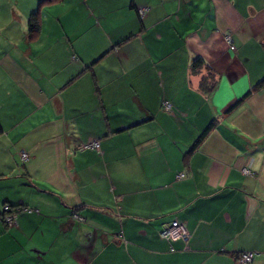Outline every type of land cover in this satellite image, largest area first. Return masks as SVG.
<instances>
[{
    "label": "crops",
    "instance_id": "0c3cea01",
    "mask_svg": "<svg viewBox=\"0 0 264 264\" xmlns=\"http://www.w3.org/2000/svg\"><path fill=\"white\" fill-rule=\"evenodd\" d=\"M5 204L0 264H264V0H0Z\"/></svg>",
    "mask_w": 264,
    "mask_h": 264
},
{
    "label": "built area",
    "instance_id": "2783aa9c",
    "mask_svg": "<svg viewBox=\"0 0 264 264\" xmlns=\"http://www.w3.org/2000/svg\"><path fill=\"white\" fill-rule=\"evenodd\" d=\"M145 11H146V8L139 10L141 15H144ZM228 41H230L229 38H228ZM231 48L235 49V45L231 44ZM164 108L166 110H170L171 104L168 102H165ZM99 146H100L99 141H89V142H86L80 145V148L91 149V148H99ZM27 157H28L27 153L25 152L22 153V158L26 159ZM244 172L249 173L248 170H244ZM184 175H185L184 173H180L179 177H183ZM22 211H30V209L24 206L12 207L9 204H5L3 206V212L0 215V221L5 223L8 226H11L14 224L17 215ZM160 235L163 238H166L168 240L188 239L189 237L187 228L185 227L183 223H181L178 220H173L169 225L165 226L163 230L160 232ZM254 255L255 253L253 252L242 253L241 256L239 257V263L240 264L251 263L253 261Z\"/></svg>",
    "mask_w": 264,
    "mask_h": 264
},
{
    "label": "trees",
    "instance_id": "16d2710c",
    "mask_svg": "<svg viewBox=\"0 0 264 264\" xmlns=\"http://www.w3.org/2000/svg\"><path fill=\"white\" fill-rule=\"evenodd\" d=\"M140 13V12H139ZM41 29V23H40V17L38 12H34L29 20V30L31 32V34H35L37 32H39ZM203 59L202 58H197L194 62L193 68L194 71H197L201 68V66L203 65ZM261 85V84H260ZM216 86V80L213 78L210 79L209 76L203 77V79L201 80V84L200 87L203 91H207L210 92L212 91ZM259 86V85H258ZM258 86L254 87L253 89H256ZM252 92V90L248 93L250 94ZM242 102V99L239 100L238 102H236L228 111L233 110L238 104H240ZM212 126H210L209 128L211 129ZM208 130H206L201 137L198 139V142L201 141L203 138H205V136L207 135ZM197 144V143H196ZM195 146V145H194ZM193 146V148H194ZM12 207H16V206H12Z\"/></svg>",
    "mask_w": 264,
    "mask_h": 264
},
{
    "label": "bare ground",
    "instance_id": "6f19581e",
    "mask_svg": "<svg viewBox=\"0 0 264 264\" xmlns=\"http://www.w3.org/2000/svg\"><path fill=\"white\" fill-rule=\"evenodd\" d=\"M251 264V263H250Z\"/></svg>",
    "mask_w": 264,
    "mask_h": 264
}]
</instances>
